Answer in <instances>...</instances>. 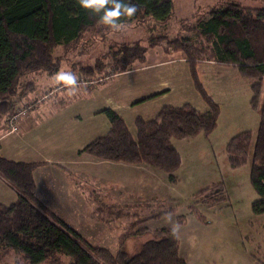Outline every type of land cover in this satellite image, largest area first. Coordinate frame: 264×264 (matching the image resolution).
<instances>
[{
	"label": "rangeland",
	"instance_id": "rangeland-1",
	"mask_svg": "<svg viewBox=\"0 0 264 264\" xmlns=\"http://www.w3.org/2000/svg\"><path fill=\"white\" fill-rule=\"evenodd\" d=\"M225 3L264 8V0H172V16L167 23L169 38H192V31H180V21L185 20L190 26L197 18L206 20L210 11ZM101 27L104 31L85 33L77 44L54 50V56L63 59L59 71L76 61L93 64L111 43L140 41L145 45L148 40L147 30L134 23L124 24L119 29ZM99 32L106 33V37ZM155 48L160 54L147 51L144 62L136 61L125 72L116 73L107 82L95 87L91 85L87 91H82L85 94L79 99H68L62 105L57 103V108H60L54 109L51 120L45 119L44 113L37 115L35 112L33 125L29 127L24 141L17 138L20 130L16 134L10 133L4 125V118H0V136H4L7 144L3 155L31 158L32 151H36V160L46 164L45 160L52 158L49 167H37L33 176L36 189L62 190L53 194V201L48 202L52 212L90 245L116 253L119 237L135 218L139 220L152 213L170 210V214L157 220L137 225L136 230L147 228L151 232L165 227L173 230L179 241V256L186 264H264V214L252 212V204L258 196L249 179L254 138L250 141L246 164L232 169L225 153L232 137L246 131L255 136L264 94V76L255 109L251 104L254 96L251 84L234 67L211 61H203L197 67L198 79L207 95L219 106V115L215 130L208 136L172 140L181 159V165L174 173L175 184L168 182L165 173L142 165L108 162L109 165H100L95 169L89 167L90 176L86 181L64 170L68 169L64 161L73 163L79 158V151L96 139L94 132L99 136L108 132L109 121L98 112L106 106L107 98L128 106L130 110L125 112V117L133 125L136 116L151 119L164 106L189 104L196 110L207 109L193 86L183 54L164 52L161 46ZM68 69L70 71V67ZM104 70L114 69L108 67ZM102 72L93 75L76 72L74 75L96 77ZM44 75L33 72L27 76V81L34 83L38 91L24 98L41 94L52 87L53 84L42 88L39 77ZM53 82L56 81L53 79ZM161 82H167L170 88L165 97L153 103L136 102L142 98V91L150 92L151 85ZM67 90L72 91L73 88ZM78 116L80 119H76ZM78 120L81 122L77 128L81 124L83 129L89 128L88 135L82 139L72 133ZM133 125L131 128H134ZM132 134L135 135L134 130ZM76 185L77 189L82 188L83 199L76 191L74 195ZM201 191L205 192L198 194ZM210 199L214 204L207 207L211 204ZM194 210L205 218V222L193 214ZM150 237L128 239L125 249L134 252L138 244ZM69 261V257L60 254L57 260L52 262L48 259L41 264H68ZM0 263L24 264V260L20 254L5 249L0 250Z\"/></svg>",
	"mask_w": 264,
	"mask_h": 264
},
{
	"label": "trees",
	"instance_id": "trees-1",
	"mask_svg": "<svg viewBox=\"0 0 264 264\" xmlns=\"http://www.w3.org/2000/svg\"><path fill=\"white\" fill-rule=\"evenodd\" d=\"M126 2L134 4L137 11L132 17L121 16L118 23L145 28L149 34L147 43H111L93 64L76 61L70 71L93 75L111 67L123 73L134 62H144L148 50L161 46L164 52L183 54L193 86L207 109L196 110L189 104L164 106L151 120L136 117L133 135L124 119L106 108L101 113L109 121L108 132L79 153L98 161L148 166L165 173L168 182L175 184L174 173L181 159L172 140L208 136L215 130L219 115V106L198 79L197 67L203 61L234 67L251 84L254 93L251 104L257 108L264 76V8L225 3L210 11L206 20L197 18L190 26L187 21H180V31H192V38H169L167 23L172 16V0ZM99 19L100 14L80 9L77 0H0V118L11 113L18 99L34 92V83L27 81L29 74L42 72L53 76L59 72L63 59L54 56V50L77 44L85 33L104 31L101 26L110 27ZM99 34L106 37L104 32ZM258 113L255 136L249 131L242 132L225 147L228 165L236 169L247 163L250 141L254 138L249 179L258 196L252 204L256 215L264 214V94ZM45 164L13 161L0 155V179L17 194L13 203L0 204V250L20 254L24 264H41L48 259L53 262L60 254L69 257L68 264H186L179 256V241L173 230L166 227L151 232L147 228L136 230L137 225L157 220L170 214V210L135 218L119 237L116 253L90 245L37 199L33 173ZM210 201L207 207L214 204ZM193 214L205 222L197 211ZM145 235L151 237L138 244L134 252L125 249L128 239Z\"/></svg>",
	"mask_w": 264,
	"mask_h": 264
},
{
	"label": "crops",
	"instance_id": "crops-1",
	"mask_svg": "<svg viewBox=\"0 0 264 264\" xmlns=\"http://www.w3.org/2000/svg\"><path fill=\"white\" fill-rule=\"evenodd\" d=\"M148 53H153V54L154 53L155 54L159 53L160 54V52L158 51L157 48H154V51H152V49L148 50ZM183 61H185V60L183 59ZM69 67H70V65L67 68H64L62 71L70 72L69 69H68ZM72 73L74 74L76 72H72ZM116 73H118V72H116ZM53 79H54V75L53 76H49L46 73H45L44 77H39V81L42 82V85H43L42 88H44V87L46 88L49 85L54 84ZM150 87H151L150 88V92L142 91V94H141L142 98L139 101H141L143 99H147V100H145L143 102H140V103H142V104H144V102H146V104L147 103H153V102L159 100L160 98L165 97L168 94L167 92H170V88H169V85L167 84V82H161L158 85H151ZM34 91L37 93L38 90L36 91V88H35ZM82 94H85V92L77 91V90H72L71 91V90L65 89V90L59 92V94L57 95L56 99L51 100L52 102L48 101L49 103H47V102H46L47 104L44 103V104H46L45 106H43L44 104L38 106L33 112L30 113V115L26 119H24L22 121L21 127H20V132H19V134L17 136L18 140L19 141H24L25 140V137H26V134H27V132L29 130V127L33 125L32 124L33 123V116H34L35 112H36L37 115H39L41 113L42 114L44 113L46 115L45 119L51 120V115H52L53 111H55L58 108H60V106L57 108V105H56L57 103L62 105L63 103L68 101V99H71V98L79 99V98L82 97L81 96ZM139 101H136V102H139ZM105 105L106 106L103 109L99 110L98 112L101 113L106 108H109V109L115 111L118 115H120L124 119L126 125L128 126L129 130L132 133V131L134 130V128H131L132 125H133L132 124L133 122L131 121L129 123L128 120L125 117V112L127 110H130V109H128V106L127 105L118 104L116 101H113L110 98H107V103ZM158 111H157V113H158ZM157 113L155 115H157ZM139 116L144 118L143 115H139ZM136 117H138V116H136ZM153 118H151V119H153ZM76 119H80V117L78 116ZM151 119H146V120H151ZM79 122H81V120L75 121V123H76V125L74 126L75 131H73L72 133H75L79 137V139H82L83 137L88 135L89 128L86 127L85 129H83L82 124L77 128V124ZM68 132H71V131L68 130ZM94 135L96 136V138L104 136V135L99 136V134H96V132H94ZM3 137L4 136H0V155L2 154V156L4 158H6L8 160L24 162V163L40 162L39 160H36V151H32L31 158L18 156V158L21 159V160H19L18 158H12L10 156L5 157L3 155V151L7 150V144H6V142H4L5 139ZM78 155H79V158L77 160L73 161V163L70 164L69 162H65V161L63 163L68 166V169L66 168L64 170L67 171L69 173V175L76 176V177H81V181H83V179H84V181H86L88 179V177L90 176V174H88L89 167H92L93 169H95L96 167H98L100 165H109V163L107 161H98V160L95 161V160H92L87 155H85L84 153L83 154L79 153ZM28 159H34V160L29 161ZM51 159L52 158H47L45 160L48 164L44 165V167H49L51 165L49 163V161ZM136 166H141V165H136ZM147 168H150V167L147 166ZM36 169L34 171L35 174H36ZM34 173H33V176H34ZM94 174H96V173H94ZM149 177H152V174H150ZM35 179H36V176H35ZM76 187L78 188V186L77 185L75 186L76 190H74V195L76 196V192H77L79 194L80 198L83 199V196H82V193H81L82 192V188L80 187V189H77ZM61 191H62L61 189H49L48 191H42L41 189H36V197H37V199L41 203H43L46 206V208L53 215H55L57 218H59V216H57L55 213L52 212V209L50 208L48 202L49 201H53V194H59V193H61ZM16 198H17L16 192L13 189H11L2 179H0V204H3V205L11 204V203H13L16 200ZM67 226L70 227L69 225H67Z\"/></svg>",
	"mask_w": 264,
	"mask_h": 264
},
{
	"label": "built area",
	"instance_id": "built-area-1",
	"mask_svg": "<svg viewBox=\"0 0 264 264\" xmlns=\"http://www.w3.org/2000/svg\"><path fill=\"white\" fill-rule=\"evenodd\" d=\"M116 74L115 70L103 71L102 74L97 75L96 77H88L79 74L77 77L76 84L71 87L73 90L77 91H87L88 87L93 85L95 87L99 83H105L110 80ZM96 83V84H95ZM92 87V88H93ZM62 84L54 82L52 87L48 88L47 91L42 92L41 94H36L28 98H20L16 101L11 113H9L4 118V125L10 133L16 134L19 132L21 123L26 119L31 111L35 110L38 106L56 99L59 92L67 89ZM90 90V89H89Z\"/></svg>",
	"mask_w": 264,
	"mask_h": 264
},
{
	"label": "clouds",
	"instance_id": "clouds-1",
	"mask_svg": "<svg viewBox=\"0 0 264 264\" xmlns=\"http://www.w3.org/2000/svg\"><path fill=\"white\" fill-rule=\"evenodd\" d=\"M80 9L100 14L99 22L110 26L112 29L122 27L118 20L121 16L132 17L137 8L126 0H77ZM111 5L110 7L107 5ZM54 80L66 87H73L77 77L72 72L59 71L54 75Z\"/></svg>",
	"mask_w": 264,
	"mask_h": 264
}]
</instances>
